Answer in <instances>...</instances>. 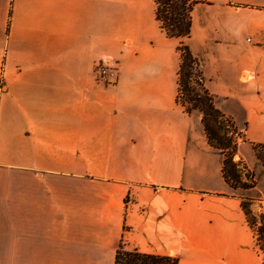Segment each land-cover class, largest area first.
<instances>
[{
  "label": "crops",
  "instance_id": "1",
  "mask_svg": "<svg viewBox=\"0 0 264 264\" xmlns=\"http://www.w3.org/2000/svg\"><path fill=\"white\" fill-rule=\"evenodd\" d=\"M186 42L264 198V0H190ZM154 0H0V264H264ZM120 63L116 84L94 62ZM132 191L130 203L126 196Z\"/></svg>",
  "mask_w": 264,
  "mask_h": 264
},
{
  "label": "trees",
  "instance_id": "2",
  "mask_svg": "<svg viewBox=\"0 0 264 264\" xmlns=\"http://www.w3.org/2000/svg\"><path fill=\"white\" fill-rule=\"evenodd\" d=\"M156 4V19L161 28L170 38L179 39L177 50L181 62L178 71L177 102L184 107L185 112L192 114L198 111L202 115V124L210 146L223 156V176L226 182L235 190L238 188H254L256 181L254 174L243 160H235L238 143L232 134L230 137L219 134V131L231 133L235 129L234 121L216 107L215 96L206 87V78L202 61L195 56L186 42L192 31V10L196 1L190 0H154ZM258 156L264 158V146L256 145ZM245 177L246 181H242ZM242 208L247 221L255 233L256 244L264 241V214L260 216L261 222L257 227V217L250 219L246 203L242 199ZM258 251L264 254L260 245ZM115 264H179V259L170 255H155L144 253L138 249H126L121 242Z\"/></svg>",
  "mask_w": 264,
  "mask_h": 264
},
{
  "label": "built area",
  "instance_id": "3",
  "mask_svg": "<svg viewBox=\"0 0 264 264\" xmlns=\"http://www.w3.org/2000/svg\"><path fill=\"white\" fill-rule=\"evenodd\" d=\"M93 73L96 81L105 85L116 84L120 75V63L110 57L102 58L94 62ZM234 140L239 143L244 140L245 135L243 131L233 129L231 132ZM132 191H129L126 196V202L130 203L132 200Z\"/></svg>",
  "mask_w": 264,
  "mask_h": 264
},
{
  "label": "rangeland",
  "instance_id": "4",
  "mask_svg": "<svg viewBox=\"0 0 264 264\" xmlns=\"http://www.w3.org/2000/svg\"><path fill=\"white\" fill-rule=\"evenodd\" d=\"M179 44V43H178ZM237 129V128H236ZM220 135L223 136H227L230 137L231 133H225L224 131H219ZM236 160V159H235ZM238 161V159L236 160ZM242 181H246L245 177H242ZM251 189V188H250ZM243 189V188H238L236 190V193L242 198L244 199L246 206H247V210L249 211V216L250 219H254V215L257 217V222H256V226L258 227L260 225L261 222V218L260 216L262 214H264V198L262 197V192L260 191V189ZM258 245H260L264 251V241H258ZM257 245V246H258ZM263 258H264V254L262 253Z\"/></svg>",
  "mask_w": 264,
  "mask_h": 264
}]
</instances>
